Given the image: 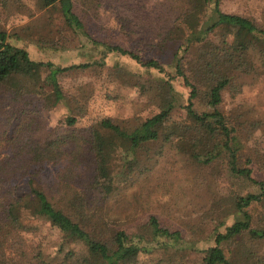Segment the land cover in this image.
<instances>
[{
    "label": "trees",
    "instance_id": "16d2710c",
    "mask_svg": "<svg viewBox=\"0 0 264 264\" xmlns=\"http://www.w3.org/2000/svg\"><path fill=\"white\" fill-rule=\"evenodd\" d=\"M39 1L44 8H56L62 31L97 50L102 64L95 60L61 67L52 61H35L27 50L10 43L9 35L0 26V100L3 88H8L15 96L37 97L55 107L66 98L59 84L62 73L105 66L109 56L118 55L144 68V74L150 73L148 79H143V73L127 74V81L151 95L157 111L134 126L102 119L92 125L86 136L57 132L40 145L32 134L37 117L31 114L22 120V115L27 114L16 107L9 115L14 119L13 124L9 123L10 140H17L22 147L15 146L16 151L13 148L17 153L12 159L0 160V263L90 264V256L104 264H130L136 253L150 252L148 244L166 238L178 247L160 246L167 256L155 264H179L174 260L176 250L188 244L179 231L162 226L154 215L147 219L143 231L115 228L114 212L106 203L118 191L114 176L123 179L144 174L146 178L147 173H152L158 160L144 162L136 154L149 148L150 152L161 138L172 140L178 132L171 129L162 135L163 129L174 112L182 109L208 139V149L198 151L194 160L203 165L223 160L231 182L238 179L256 190L232 191L228 199L225 197L236 216L229 224L222 221L215 228L214 246L205 251L202 264H231L222 245L243 235L252 243L259 242V256L254 249L247 251L244 264H264V217L258 219L253 213L264 210V179L256 180L252 175L253 165L264 175V148L248 143L264 123L247 109L227 106L225 96L231 92L235 98L244 83L264 76V22L259 26L248 17L222 11V0H124L133 2L128 21L153 50L143 60L134 50L95 32L92 18L98 17L102 0ZM0 9L10 15L24 7L18 0H0ZM162 75L166 78L163 85ZM66 121L68 125L75 123L69 117ZM178 140H172L173 147ZM154 150L162 154V150ZM62 161L66 166L59 170L55 183L46 188L41 177L45 166ZM87 171L89 175L85 177ZM14 175L25 180L27 191L16 194L8 185ZM49 188L51 194L47 193ZM29 220L43 221L60 232L63 241L56 251V258H61L58 263L28 245L33 229L26 225ZM72 243L82 245L87 258L75 251Z\"/></svg>",
    "mask_w": 264,
    "mask_h": 264
},
{
    "label": "rangeland",
    "instance_id": "374dc122",
    "mask_svg": "<svg viewBox=\"0 0 264 264\" xmlns=\"http://www.w3.org/2000/svg\"><path fill=\"white\" fill-rule=\"evenodd\" d=\"M18 2L24 7L21 12L12 11L10 15H6L0 9V26L9 35V42L27 50L30 58L35 61H52L61 67L95 60L102 64V55L97 50L66 30L62 31V22L56 8H44L39 0ZM140 2L145 3V0ZM132 3L124 0H102L103 6L99 8L98 17L92 18L93 28L107 41L126 46L146 60L153 54V50L138 36L139 31L133 22L130 23L127 19L132 13ZM221 9L226 13L248 17L259 26L263 25L264 0H222ZM55 43H58L57 48L54 47ZM105 64L62 73L59 84L66 98L55 107L37 97L15 96L8 88H3L4 93L0 100V160L12 159L17 153L13 148L22 147L17 140H10L9 123L12 121L13 124L14 119L9 115L16 107L27 114L22 115V120L29 118L31 114L33 118L37 117L36 131L32 134L39 139L40 145H44L51 137L47 136L57 132L72 131L86 136L92 125L102 119H110L120 124L129 122L128 124L134 126L157 111V104L152 101L151 95L145 94L141 87L132 86L127 81L130 78L127 74H144V68H140L128 57L118 55L109 56ZM149 75L150 73H145L143 79H148ZM162 77L161 85L166 79L163 75ZM154 79L157 80L158 77ZM231 95V92L225 94L227 106L234 104L235 108L247 109L252 116L264 123V76L244 83L235 98ZM68 117L75 121L73 125L67 124ZM171 129L178 132L171 137L173 141L179 139L178 144L173 147L172 140L161 138L150 152H147L150 148L143 153L138 152L136 157L139 160H158L152 173H145L146 178L144 174L123 179L114 176L113 183L117 184L118 191L108 199L106 205L109 208L111 205L114 212L112 222L115 228L130 227L132 231H143L147 219L156 216L162 226L179 231L188 243L182 250H176L175 262L202 264L205 251L214 246L215 228L222 221L229 224L235 218L233 216H236L227 204V199L231 196L228 193L237 190L240 193H256V190L244 182L240 183L238 179L231 182L223 160L212 165H203L194 160L198 151L206 152L208 139L202 130L194 126L185 110L177 109L174 112L162 135ZM248 143L253 147L264 148V125L262 130L253 134ZM155 148L162 150V154L156 152ZM118 157L117 152L114 157L115 172H118ZM65 166V161L45 166L41 177L46 188L55 183L59 170ZM252 171L256 180L264 179L256 165L252 166ZM88 175L87 171L85 177ZM8 185L16 194L27 191L25 180L17 175L12 177ZM51 189H48V194L52 193L49 191ZM262 202L264 204V196ZM253 213L258 219L264 217L263 209ZM26 225L33 228L31 243L28 242V245L43 251L51 261L58 263L61 258H56V251L63 241L60 232L43 221L29 220ZM164 244L174 249L178 247L166 238H157L148 244L150 252L136 253L130 264H155L161 257L166 259L167 255L160 247ZM71 247L80 254L84 253L87 258L82 245L72 243ZM261 247L264 249V242ZM222 248L231 264H244L245 253L251 249L259 256V242L252 243L247 235L223 244ZM88 258L90 264H104L90 256Z\"/></svg>",
    "mask_w": 264,
    "mask_h": 264
}]
</instances>
